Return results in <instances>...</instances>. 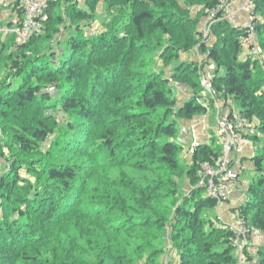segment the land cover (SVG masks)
<instances>
[{
	"label": "trees",
	"instance_id": "obj_1",
	"mask_svg": "<svg viewBox=\"0 0 264 264\" xmlns=\"http://www.w3.org/2000/svg\"><path fill=\"white\" fill-rule=\"evenodd\" d=\"M100 1L103 32L85 34L78 22L91 16L78 0H57L43 33L17 45L7 32L1 43L0 264H158L164 239L178 254L174 264H238L235 233L220 215L208 217L221 203L197 187L200 166L221 146L211 136L183 157L177 135L178 120L207 113L195 66L178 62L165 77L152 71L151 55L166 66L199 45L215 66L212 94L237 103L236 115L257 141L264 136V72L244 54L240 38L248 30L219 20L220 12L212 42L199 43L200 21L218 0L84 6L93 12ZM249 2L264 52V0ZM59 6L64 16L53 11ZM66 19L73 33L62 37ZM170 80L189 98L178 102ZM60 124L66 132L57 135ZM250 160L257 172L237 216L263 239L251 253L246 246L245 261L264 264V155L254 149Z\"/></svg>",
	"mask_w": 264,
	"mask_h": 264
},
{
	"label": "rangeland",
	"instance_id": "obj_2",
	"mask_svg": "<svg viewBox=\"0 0 264 264\" xmlns=\"http://www.w3.org/2000/svg\"><path fill=\"white\" fill-rule=\"evenodd\" d=\"M0 2H1L0 5H3V0H0ZM78 6H79L78 7L79 9L84 10L85 12H87V14H89V16H91V20H83L80 23L78 22V24L83 29L85 34H96L98 32H103L104 31V29H103L104 23L102 20L104 19L103 17H106V16H105V11H104L105 7H104V5H102L101 1H100V3H97V5L94 7L93 12L89 11L87 8H85L84 0H78ZM198 10H199L198 8H195L193 10V14H196V11H198ZM53 11L56 14H61L62 16H64L65 7L59 6L58 8H55ZM114 11H115V9H114ZM244 12H246V11L244 10ZM205 21H206V17H205V19H202L200 21L199 29H198L199 35L196 37V39L198 40L199 43L208 44V43L212 42L211 41L212 34H211V30L210 31L208 30V34H206L205 27H204ZM70 23L71 22H69V20L66 19L65 25H62L60 27L62 37L69 36L73 33L72 28L70 30H68V28L66 27ZM6 36L7 35H0V48L2 45L1 43H6V42L8 43L7 39L5 38ZM253 38H254L253 43L255 44V48L258 51V54L253 52L252 58L255 61H257V64L260 66V68L264 72V52L259 50V45L257 42L255 32L253 34ZM7 52L8 51H6V53ZM54 58L55 57L53 56L52 59H54ZM151 58H153V66H151L152 71H154L156 73H163V75L165 77H169L170 75H172V72L175 69V67L177 66L178 62H181V63L187 62L189 64H192V66H195V69L197 71V75H198L197 80H198L199 86L201 88H202L201 79H203L205 77V79L208 81L210 76H212V73L215 72V66L211 62H208V58L206 57V55H203L202 53H200L199 45L194 46L192 50H190L186 53L179 52V60H173L170 64H168L166 66H163V63L161 62V59L159 58L158 54L151 55ZM5 72L6 71L0 72V76H3L5 74ZM170 85L173 89L174 96H175V98H177L178 102H183L184 100L189 98L190 93L188 92V89L185 86L180 85L178 82L172 81V80H170ZM202 93H203L202 95H204V94H206V91L203 89ZM218 100L219 99H217L216 102L211 101L210 97L208 95H206L205 101L202 102L204 104V106L207 107V113L205 115H202L200 117H196L195 119H191V120L180 119L177 121L178 139L181 142V144H183V146L185 148V151L183 150L184 153H182L183 157L189 158V156L192 153H190V151L188 149H190V147H192L193 145L195 146L197 143H201L200 142L201 136H205L204 138H207V141L210 140L211 136L216 137L215 136V129L217 126V117L220 116V114L222 115L226 112L232 111L236 115V113L239 111L238 105L236 102L231 101V100H227V101H220V100L218 101ZM49 114H52V111L45 112L46 116ZM184 130L187 131L189 135L193 133L194 135L198 136L199 140H197V142H196L195 138L191 137L190 142H185V144L182 143V137H183L182 133L185 132ZM65 132H66L65 125L60 124V127L56 132L57 135H62ZM245 133H247V135L245 137H247L246 139L248 140V142L243 143L244 145H242V143H241L242 148L245 149V148H247V146L251 145L256 150L257 154H263L264 155V151H262V148L264 145V136L259 135L260 136L259 140L253 141L251 138H252L253 134H255L256 132L254 130H252V129L250 130L248 128ZM243 140H245V139H243ZM195 142H196V144H195ZM4 152L7 155V151H4ZM240 154L238 153L236 155V153H234V155L230 156V158L233 157V161H234L233 166H234V171H235L234 173H235L236 177L234 179L230 180V182L227 185V188L225 191L226 202H228L229 199L231 198L232 192L235 193L234 196L242 195V197H244L246 187L255 178V175L257 172L256 167L254 166V164L250 160L251 157L249 159H248L249 156L247 158H243L241 156L238 157ZM262 166L264 167V161L262 163ZM0 170H1V167H0ZM21 174L22 175L25 174L24 170L21 171ZM117 175H118L117 170H113L111 172L112 177H115ZM230 183H232V185L234 186V187L232 186V190L234 188L233 191H231L229 188ZM189 189L190 188L188 186H186L185 192H188ZM245 199H246V195H245ZM226 202H223V203H226ZM216 215L217 214L215 212V209L210 210L208 212V217L212 220H214V217H216ZM237 218H238L236 220V223H238L237 225L236 224H230V223L229 224L236 226V228L238 226L241 228H242V226L246 227L245 226L246 223H245L244 219H241L238 216H237ZM223 220H224V218H223ZM213 224H215V223H213ZM216 225L219 226L217 223H216ZM253 235H254V231L252 233H249L247 238L249 240H251V238L254 237ZM164 240H165V242H164L163 253L158 259V264H174L178 260V254H177L176 250L174 249V247L172 246L171 241L169 239H164ZM250 244L251 243H247V246H250L249 252L251 253V252H253V249H254L253 247H255V246H251ZM236 255L238 258V264H244L245 262H246L245 264H252L251 262L245 261L244 254L242 255V260H241L240 254L238 253L237 250H236ZM143 260H146L145 257H143ZM144 263H145V261L139 262V264H144Z\"/></svg>",
	"mask_w": 264,
	"mask_h": 264
},
{
	"label": "built area",
	"instance_id": "obj_3",
	"mask_svg": "<svg viewBox=\"0 0 264 264\" xmlns=\"http://www.w3.org/2000/svg\"><path fill=\"white\" fill-rule=\"evenodd\" d=\"M55 1L57 0H14L12 10L13 17L7 32L14 35L17 45L25 44L34 36L43 33L44 26L49 20V8ZM232 1L233 0H218L219 5L217 8L210 11L206 17L204 25L206 34H208V30L210 31L212 24L216 22V20H230L232 15L230 3ZM242 9L246 11L248 16V24L244 27L248 30V33L245 37L240 38V42L251 54H253V52L258 54L255 44L253 43L255 15L253 6L249 0H244ZM220 12H222L221 17L216 19L217 14ZM210 80L211 76L208 81L205 77L201 79V86L206 91V94H204L205 96H203L206 97V95H208L211 101L216 102L217 98L210 90ZM247 129L248 123L238 115L232 114L231 116L230 112H226L217 117L215 136L221 146V154L211 163H203L200 166L197 174V187L204 190L205 196L216 200L219 204L226 201L225 191L227 185L230 180L236 177L234 173L233 157L230 158V156L234 155V153L237 155L242 152V136ZM196 145H199V143ZM193 147L194 145L188 149L190 153H193ZM217 221L223 226L227 225L228 228L235 233L233 244L242 260L243 251L248 243L247 237L249 233H252L254 230L244 226H242V228L239 226L236 228V226L226 224L220 216H217Z\"/></svg>",
	"mask_w": 264,
	"mask_h": 264
},
{
	"label": "crops",
	"instance_id": "obj_4",
	"mask_svg": "<svg viewBox=\"0 0 264 264\" xmlns=\"http://www.w3.org/2000/svg\"><path fill=\"white\" fill-rule=\"evenodd\" d=\"M1 3V2H0ZM244 4V0H233V2L230 3V8L232 11V15L230 17V22L232 23L233 26L237 27V28H243L248 24V16L247 13L244 12V10L242 9V6ZM13 6H14V0H3V5H0V35H6L10 21L13 17ZM243 10V11H242ZM250 53L249 50L247 48L244 47V54ZM243 54V55H244ZM190 95V94H189ZM195 119V118H194ZM185 131V130H184ZM183 137H182V143L185 144V142H190L191 141V137L195 138L196 142L197 140H199V137L192 134H188L187 131L182 133ZM205 136H201V143H208L207 138H204ZM245 140L242 139L241 143L242 145H244L243 143L248 142V140L246 138H244ZM181 143V142H180ZM190 146V145H189ZM183 150L185 151V148L182 144ZM254 154V148L250 145L247 146V148H243L242 153L238 156V157H243V158H247L248 159L250 157H252ZM232 183L229 184V188L231 191L232 190ZM234 187V186H233ZM237 188V187H236ZM239 188V187H238ZM242 193V192H241ZM234 192H232V196L229 199L228 202L226 203H222L221 205H219L216 209L215 212L217 215H221L225 222H228L230 224H238L236 223L237 218V213H238V208L246 201L245 199V195L244 197H242V195H236L234 196ZM254 237L251 238V240L249 241V243H251V246H256L258 245V243L262 242V237L258 232H254Z\"/></svg>",
	"mask_w": 264,
	"mask_h": 264
}]
</instances>
